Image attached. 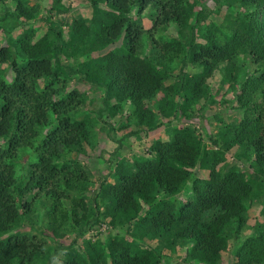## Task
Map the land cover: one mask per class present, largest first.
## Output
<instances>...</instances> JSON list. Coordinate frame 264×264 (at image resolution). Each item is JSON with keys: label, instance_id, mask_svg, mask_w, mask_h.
I'll return each mask as SVG.
<instances>
[{"label": "trees", "instance_id": "16d2710c", "mask_svg": "<svg viewBox=\"0 0 264 264\" xmlns=\"http://www.w3.org/2000/svg\"><path fill=\"white\" fill-rule=\"evenodd\" d=\"M212 1L218 3V11L223 4L235 11L230 22L225 16L224 21L210 19L199 30L197 24L207 20L210 11H217L207 10L204 0H192L187 8L181 0H91V17L68 24L66 36L61 19L53 26L49 23L39 36L31 29L20 33L17 43L24 65L14 67L11 83L5 81L0 68V264H33L36 247L28 249L18 238L3 241L1 233L31 211L26 197L35 191L43 192L40 201L47 196L70 199L74 216L61 206L51 209L47 225L52 231L56 230L54 224L65 225L66 221L77 227L76 235L105 221L112 228L126 226L125 235H115L106 243L97 239L79 248L67 246L62 264H158L159 248L169 249L184 238L192 241L187 253L190 259L221 264L222 253L228 249L227 225L236 221L244 226L245 201L264 179V0ZM15 2L16 10H33L21 0ZM135 8L137 14L145 8L158 9L153 28L173 23L181 36L159 45L149 30L147 34L130 21ZM145 43L156 48L155 57L142 54ZM9 47L0 46V64L9 60ZM175 47V56L182 53L176 68L167 64L173 61ZM238 56L242 65L234 61ZM250 59L256 65L246 79L241 76L240 91L234 97L243 116L237 121L216 122L207 146L190 121L198 112L197 101L209 96L207 79L224 67L236 80V70L249 67ZM57 71L64 80L78 76L102 89L100 118H112L129 106L126 124L134 120L136 129L122 133L124 138L140 133L147 136L163 120L189 122L170 124L164 136L152 137L146 152L133 157L132 163L116 161L99 180L89 207L82 197L68 195L79 186L83 189L73 183L74 173L81 178L85 174L81 165L60 167L65 154L81 149L88 128L86 121L73 115L82 102L79 93L71 90L63 96L62 88L49 84ZM39 79L47 80L43 88L36 85ZM41 127L48 131L42 138ZM108 127L116 130L114 125ZM121 138H117L119 144ZM27 148L35 149L37 161L26 183L17 186L13 162L18 149ZM227 155L237 159L242 155L248 165L228 168ZM195 167L202 176L192 177ZM191 178L193 198L177 207L166 197L177 194ZM59 185L65 189L61 193L56 188ZM159 192L166 197L159 198ZM76 207L80 214L74 213ZM210 209L215 210L213 218L205 221L204 213ZM262 214L264 218V209ZM247 230L253 234L235 250L233 264L264 262V220ZM153 240L154 246L145 245Z\"/></svg>", "mask_w": 264, "mask_h": 264}, {"label": "rangeland", "instance_id": "374dc122", "mask_svg": "<svg viewBox=\"0 0 264 264\" xmlns=\"http://www.w3.org/2000/svg\"><path fill=\"white\" fill-rule=\"evenodd\" d=\"M26 5L27 8H32L33 10H16L15 0H5L0 3V46L9 47L11 50V55L8 61L2 62L0 68L2 69V76L7 83L13 81L14 67L24 65L25 57L22 50L19 49L20 46L17 43V37L21 35L24 29H31L34 36H39L47 31L49 23L55 25L57 19H61L63 24L61 28L64 30V36H66V30L68 29V24H71L75 19L91 17L92 6L91 0H21ZM165 1V0H164ZM169 1V0H166ZM207 10H217L218 3H214L212 0H204ZM181 3L187 8V6L192 3V0H181ZM100 7H104L102 2H99ZM220 6V10L210 11L208 13L207 20L201 21L197 24L199 30H204L205 25L210 21V19L217 21L230 22L234 12L225 7V4ZM135 8L129 15L130 21H134L142 30H145L147 34H150L159 42V45L165 42H173V39L180 37L178 29L175 24L171 23L165 26H157L153 28V24L159 14L158 9L145 8L141 10L139 14L136 13ZM226 14V15H225ZM21 33V34H20ZM155 46V45H154ZM185 45L179 46V48H184ZM112 47V45L110 46ZM8 48V49H9ZM155 47L149 44H143L142 54H146L155 57L153 51L156 50ZM171 53L173 61H167L169 66H175L180 63L182 53L175 56L178 47L174 48ZM8 57V55H7ZM64 60V59H63ZM237 65H242V57L238 56L234 58ZM64 62H69L67 59ZM14 63V64H13ZM256 65V62L250 59V64L246 69H237L236 72L239 75L236 80L232 79L229 73H226L224 67L216 70L212 77L208 78L207 81L210 84V89L208 91L209 96L207 100H198L199 107H197L198 112L194 114L190 121L195 123V129L201 136L203 143L210 146L208 141V136L215 130V123L219 120L223 121H237L243 116V110L236 107L234 101L235 94L240 91V78L243 75V79H246L247 74ZM258 75V74H257ZM52 83L54 88H62L60 95L64 94L66 96L69 91L73 90L79 93L82 102L77 105L74 109L73 115L76 118L83 119L87 123L88 136L86 141L83 142L81 149L78 152H72L70 155L65 154L60 162V167L62 170L65 168H72V163H77L81 165V169L85 173L83 178L81 174L74 173L73 183L77 185H82L77 187L72 192L65 193L69 196L79 199L83 198L87 206L92 205V198L97 192L99 180L108 175L109 171L113 169L116 161L119 159H127L126 162L132 163L133 157L140 156L146 152L148 142L152 137L160 134L164 136L166 129H169L170 124L175 125L176 123H185L189 121L179 122L178 120H173L172 122H166V120L159 127L148 131L144 136L142 133L132 136L122 137V133L136 129L133 126V121L130 124L127 123V117L130 116V107L123 108L122 111L112 118H100L99 110L103 106L101 102V97L103 91L101 88L94 87L90 83L84 82L78 76L74 78H69L64 80V76L61 72L56 73L55 77H52L49 81ZM47 80L39 79L36 81L38 87L43 88ZM236 92V93H235ZM69 100V97H64ZM127 116V117H126ZM219 118V119H217ZM159 122V120L157 119ZM108 124L114 125L116 130H111ZM124 127L123 129H119ZM47 128L41 127L39 129L40 138L44 136ZM122 137V138H121ZM39 138V139H40ZM117 138H121V143ZM226 167H238L244 168L248 165L245 159H241L242 155L238 156V159L233 155H227ZM37 161V154L34 148L18 149V157L13 162L14 166V178L16 180L17 186H21L26 183L29 179L30 171L33 164ZM76 174V175H75ZM203 172L198 167L193 169L192 177L202 176ZM79 180V183L76 181ZM110 180L111 178L108 177ZM261 186H259L257 191L251 196L250 199L245 201V211L243 213V219L245 221L244 226H239L236 221L230 222L226 227V236L228 238V249L222 253L221 264H233L234 262V252L240 247L244 238L251 236L253 231H248L249 225H255L259 227L263 223V209H264V179L261 178ZM52 185L46 186L47 188ZM60 192V189H64L62 185L56 187ZM192 178L189 179L180 189V191L175 195H170L168 197L164 196L159 192L158 197H166L168 200L172 201L177 207L188 204L193 198L192 192ZM61 193V192H60ZM64 193V194H65ZM43 192L35 191L29 193L26 197L28 201L31 202V211L27 213L24 218L17 222L7 226V231L1 233V240L6 241L8 237L14 239L18 238L19 241H24L28 249L31 247H36L35 258L33 264H62L61 259L63 258L67 246H73V248H79L87 241H95L99 239L102 243H106L115 235H125L126 226L120 225L112 228L106 221L102 222L97 226H88L79 235H76V228L70 225L69 222H65V225L54 224L56 227L55 231L49 229L47 222L49 221V215L51 209H55L56 206H61L66 212H72V208L69 206L70 199H63L62 197H45L41 201L38 198ZM63 194V193H62ZM36 200V201H35ZM33 202V203H32ZM74 213L80 214L81 209L79 207L75 208ZM215 210L210 209L204 213L203 219L205 221L213 218ZM59 214V213H57ZM72 216L73 212H72ZM180 226V224H178ZM75 242L73 243V240ZM14 242V241H13ZM17 243V241H15ZM154 246L155 240L145 245ZM192 241L190 239L184 238L183 240H178L171 248L167 249L165 247H160L158 250L159 262L158 264H202L196 259H190L188 254L192 248ZM157 249V248H156ZM103 254L108 255V252L104 251ZM264 264V262L256 263Z\"/></svg>", "mask_w": 264, "mask_h": 264}]
</instances>
